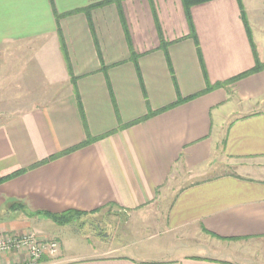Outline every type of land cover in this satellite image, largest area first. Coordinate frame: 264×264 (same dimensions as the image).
Instances as JSON below:
<instances>
[{
    "label": "crops",
    "instance_id": "crops-1",
    "mask_svg": "<svg viewBox=\"0 0 264 264\" xmlns=\"http://www.w3.org/2000/svg\"><path fill=\"white\" fill-rule=\"evenodd\" d=\"M240 4L0 0V211L57 241L41 264H264V68L236 79L264 0ZM67 210L100 230L36 214Z\"/></svg>",
    "mask_w": 264,
    "mask_h": 264
},
{
    "label": "built area",
    "instance_id": "built-area-1",
    "mask_svg": "<svg viewBox=\"0 0 264 264\" xmlns=\"http://www.w3.org/2000/svg\"><path fill=\"white\" fill-rule=\"evenodd\" d=\"M58 252L56 241L41 239L32 232L0 235V264H41L43 258Z\"/></svg>",
    "mask_w": 264,
    "mask_h": 264
},
{
    "label": "rangeland",
    "instance_id": "rangeland-1",
    "mask_svg": "<svg viewBox=\"0 0 264 264\" xmlns=\"http://www.w3.org/2000/svg\"><path fill=\"white\" fill-rule=\"evenodd\" d=\"M258 22H260V20H257ZM263 23H264V17L262 18V20H261ZM261 23V22H260ZM3 213H5V212H2V211H0V235L2 234V233H6V232H8V233H26V232H32V233H34L36 236H38L34 231H30L29 229H23V227L24 226H27L26 224L24 225L23 223H21L20 221H23L22 219H17L15 216L16 215H18L19 213H9V215H6V214H3ZM21 213H23V212H21ZM24 214V213H23ZM106 221H109V220H106ZM144 222H147L148 220H143ZM105 222V221H104ZM9 224V223H11V225L13 224L14 226H16L17 228L19 227H22V229H20L19 230V232H15V231H10V230H7L6 228H3L2 229V226H4V224ZM70 223H72V224H70L71 226H68L67 228L68 229H72L73 231H76V230H78L76 233H79V234H81L80 233V231H79V229L80 230H82L83 231V237H85L86 235H88V233L90 234V233H93V232H91V231H93V230H91L92 228H94V230H100V228H101V224H102V221H100V220H98L97 218L94 220V219H92V221L91 220H89L88 218H73V220L70 222ZM67 225H69V224H67ZM59 226V225H58ZM62 226H65V225H62ZM89 226H92V228L91 227H89ZM32 228V227H31ZM146 228H148V227H145V229ZM158 228L160 229V225L158 226ZM32 229H34V227L32 228ZM35 229H37V228H35ZM34 229V230H35ZM49 228L47 227V226H45V225H42L41 226V230H45V231H47ZM149 229V228H148ZM152 229V228H151ZM85 231V232H84ZM102 231H99V233H101ZM153 230H143L142 231V235L141 236H136V235H140V234H138V233H136V235L135 234H133V238L134 239H132L134 242H135V245L136 246H138V247H141V248H144V249H147V248H154V247H156V248H160V247H162V245L164 244L163 243V241L165 240V237H163V236H160L159 238H157V240H147L146 239V234H148V236L149 235H152L153 234ZM86 234V235H85ZM100 236V235H99ZM38 237H40V236H38ZM140 238V239H139ZM41 239H48V238H44V237H42L41 236ZM48 240H53V239H48ZM55 241V240H54ZM57 242V241H56ZM140 243V245H138ZM70 245L69 244H66V247H69ZM73 247V246H72ZM71 247V248H72ZM70 248V249H71ZM71 251V250H70ZM58 259L59 258V256H58V254L56 255V256H54V257H51V258H46V259H48V260H52V259Z\"/></svg>",
    "mask_w": 264,
    "mask_h": 264
},
{
    "label": "trees",
    "instance_id": "trees-1",
    "mask_svg": "<svg viewBox=\"0 0 264 264\" xmlns=\"http://www.w3.org/2000/svg\"><path fill=\"white\" fill-rule=\"evenodd\" d=\"M209 1H213V0H181V2L183 4V8H184L185 13H186L187 16H188V10L192 6L198 5V4H202V3H206V2H209ZM238 1H239V5H241L240 4V0H238ZM263 68H264V65L259 63L258 61H256V64H255L253 69H251L247 73H243V74L237 76L236 79H240V78H242V77H244V76H246L248 74H252V73L258 72V71L262 70ZM152 115H154V114H152V113L150 114L149 113V115H147V117H150ZM91 140L92 139L87 136V140L83 144L78 145V146L74 147L73 149H71L69 151H72V150H74L76 148L82 147V146L86 145L87 143H89ZM62 154H64V153H62ZM61 155L52 156L48 160H45V161L41 162V164H43L44 162H47L49 160H52V159H54V158H56L58 156H61ZM23 172L24 171H16V172H14V173H12L10 175H7V176H1L0 175V184L4 183L5 181H7L9 179H12L15 176H18L19 174H21ZM12 208H13V210H17V207H15V206H13ZM36 214L47 218L48 220H50L51 222H53L56 225L62 226V225L69 224L73 220V218H76L78 215H80V212L73 211V210H67V211L59 213V214H54V213H49V212H41V213H36ZM45 260H46V258L42 259V261H45Z\"/></svg>",
    "mask_w": 264,
    "mask_h": 264
}]
</instances>
